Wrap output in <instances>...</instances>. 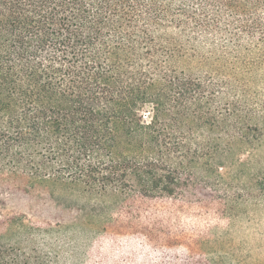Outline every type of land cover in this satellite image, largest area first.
<instances>
[{
  "label": "trees",
  "instance_id": "1",
  "mask_svg": "<svg viewBox=\"0 0 264 264\" xmlns=\"http://www.w3.org/2000/svg\"><path fill=\"white\" fill-rule=\"evenodd\" d=\"M259 148L264 0H0V264H55L5 193L161 208Z\"/></svg>",
  "mask_w": 264,
  "mask_h": 264
},
{
  "label": "rangeland",
  "instance_id": "2",
  "mask_svg": "<svg viewBox=\"0 0 264 264\" xmlns=\"http://www.w3.org/2000/svg\"><path fill=\"white\" fill-rule=\"evenodd\" d=\"M238 156L189 201L161 208L133 212L114 198L62 189L47 204L21 193L1 198L26 227L24 247L55 264H264V148Z\"/></svg>",
  "mask_w": 264,
  "mask_h": 264
}]
</instances>
